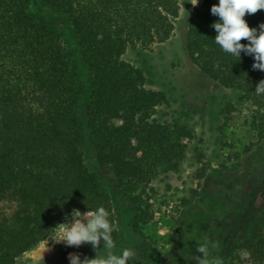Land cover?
<instances>
[{
	"label": "trees",
	"instance_id": "obj_1",
	"mask_svg": "<svg viewBox=\"0 0 264 264\" xmlns=\"http://www.w3.org/2000/svg\"><path fill=\"white\" fill-rule=\"evenodd\" d=\"M216 3L195 6L189 55L212 80L239 91L264 136V86L256 89L264 72L253 70L252 57L239 59L215 43ZM180 8V0H0V264H24L22 255L71 210L102 206L115 223L101 180L134 215L129 264H156L159 248L146 234L155 211L149 184L178 168L195 133L154 118L166 95L147 88L144 72L123 55L169 40ZM245 19L258 28L264 10ZM90 146L96 168L86 163ZM206 172L202 164L197 183ZM262 209L264 187L236 235L254 264H264V233H250ZM177 248L178 264H200L194 249Z\"/></svg>",
	"mask_w": 264,
	"mask_h": 264
},
{
	"label": "rangeland",
	"instance_id": "obj_2",
	"mask_svg": "<svg viewBox=\"0 0 264 264\" xmlns=\"http://www.w3.org/2000/svg\"><path fill=\"white\" fill-rule=\"evenodd\" d=\"M193 2L180 0V14L169 40L149 48L130 47L123 55L144 72L147 88L166 95L154 118L186 125L195 133L178 168L160 171L150 181L155 211L146 234L158 245L156 264H178L175 254L179 245L194 249L196 262L203 258L198 248H204L206 264H254L243 248V239L237 240L236 235L251 202L264 187V136L255 129L253 108L241 100L239 91L220 85L193 63L187 48L196 6ZM86 163L96 168L91 146ZM202 164L207 172L197 183L194 175ZM101 184L113 200L117 235L112 252L119 254L133 245L129 223L134 215L121 206L110 183L101 180ZM72 212L58 225L69 223ZM58 231L25 252L21 257L24 264H69V253L81 259L107 254L102 242L96 250L89 244L76 248L54 243L51 238L58 236ZM250 233H264V209L257 214Z\"/></svg>",
	"mask_w": 264,
	"mask_h": 264
},
{
	"label": "clouds",
	"instance_id": "obj_3",
	"mask_svg": "<svg viewBox=\"0 0 264 264\" xmlns=\"http://www.w3.org/2000/svg\"><path fill=\"white\" fill-rule=\"evenodd\" d=\"M197 3L198 0H194L192 4L195 6ZM258 10H264V0H218L210 9L211 14L218 17L211 27L217 33L215 43L225 53L239 59L242 53L250 56L254 60L253 70L264 72V23L258 28L250 27L245 19L246 14H255ZM242 40L246 43H241ZM262 86L264 81L256 89ZM56 229L59 230L58 236L51 238L54 243L62 242L65 247L76 248L89 244L96 250L102 242L103 249L107 251L106 255L97 254L92 259H81L80 255L69 253V264H129L133 257V252L127 248L119 254L112 252L113 233L117 229L109 219V212L102 206L85 213L74 209L70 222L60 224ZM198 251L203 254L200 264H206L207 251L204 248H198Z\"/></svg>",
	"mask_w": 264,
	"mask_h": 264
}]
</instances>
